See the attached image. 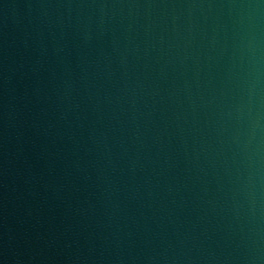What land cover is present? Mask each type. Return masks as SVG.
Returning a JSON list of instances; mask_svg holds the SVG:
<instances>
[{
    "label": "water",
    "instance_id": "obj_1",
    "mask_svg": "<svg viewBox=\"0 0 264 264\" xmlns=\"http://www.w3.org/2000/svg\"><path fill=\"white\" fill-rule=\"evenodd\" d=\"M0 264H264V0H0Z\"/></svg>",
    "mask_w": 264,
    "mask_h": 264
}]
</instances>
